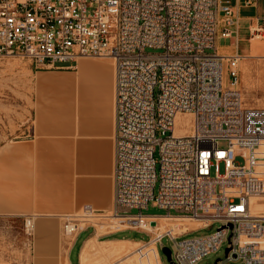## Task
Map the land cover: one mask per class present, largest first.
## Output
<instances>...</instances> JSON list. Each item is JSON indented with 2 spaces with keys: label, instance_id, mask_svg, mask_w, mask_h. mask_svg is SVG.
Listing matches in <instances>:
<instances>
[{
  "label": "built area",
  "instance_id": "obj_1",
  "mask_svg": "<svg viewBox=\"0 0 264 264\" xmlns=\"http://www.w3.org/2000/svg\"><path fill=\"white\" fill-rule=\"evenodd\" d=\"M239 19L231 0H0V55L35 68L79 56L113 60L112 206L64 214V233L104 212L146 232L136 251L147 257L154 244L161 264L163 237L172 264H198L224 242L226 260L264 264V209L252 201L264 203V106L243 101L242 54L218 49ZM249 31L262 38L263 23ZM150 200L165 212H143ZM24 220L31 232V216ZM186 220L201 224L180 230ZM215 221L212 232L189 234Z\"/></svg>",
  "mask_w": 264,
  "mask_h": 264
},
{
  "label": "crops",
  "instance_id": "obj_2",
  "mask_svg": "<svg viewBox=\"0 0 264 264\" xmlns=\"http://www.w3.org/2000/svg\"><path fill=\"white\" fill-rule=\"evenodd\" d=\"M241 1L231 0L240 18L239 28L230 37L232 48L225 53L238 51L243 59L262 50L255 44L261 38L251 36L249 26L263 23L264 29V9H259L258 0L256 5ZM243 20H247V37L240 35ZM241 41L252 43L251 49L245 50ZM113 80L114 65L107 56H79L53 67H34L31 130L21 138L0 142V214H35L36 232L44 238L38 242L40 251L53 254L57 250L50 232L53 216L75 213L85 206L96 210L112 206ZM190 224L191 228L200 225ZM86 228L92 232L85 237L73 263V243ZM125 230L135 229L118 227L105 241L144 240L116 235ZM98 234L102 232L91 223L72 235L65 264H81L83 244Z\"/></svg>",
  "mask_w": 264,
  "mask_h": 264
},
{
  "label": "rangeland",
  "instance_id": "obj_3",
  "mask_svg": "<svg viewBox=\"0 0 264 264\" xmlns=\"http://www.w3.org/2000/svg\"><path fill=\"white\" fill-rule=\"evenodd\" d=\"M258 1L259 9H264V0ZM239 30L242 37L248 36L247 20L241 22ZM231 41L232 38H220L218 40L219 51L225 53L230 50L232 48ZM251 44L248 41H241V45L246 47L245 50H250ZM255 44L262 48L260 53L246 56L239 62V87L245 104L264 106V36ZM33 71L34 66L26 57L12 54L0 55V142L21 138L31 130ZM217 143L219 146H225L226 140L219 139ZM236 159L242 161L240 156ZM219 171H223L222 163L219 165ZM154 191H156V187ZM259 203L258 207L255 209L253 207L254 211L264 209V203ZM142 211L145 213H163L165 209L159 207L154 200H150L147 207L142 208ZM74 214L80 217L83 211L79 210ZM107 214L95 213L86 216V218H77L80 228L92 223L96 231L102 232V234L96 235L94 239H88L83 244L80 251L81 264H161L154 244L147 248L148 253L145 257L136 251V247L140 242H134L133 240L113 241L112 244L106 242L105 240H110L106 238L114 235L111 233L112 230L122 227L117 219ZM26 216V214H0V264H65L66 254L72 240L71 236L75 234L63 232L62 223L65 216H53L54 222L50 232L57 246V250L53 254H48L50 251L46 249L40 251L41 247L38 246V242L42 243V241L34 225L36 215H30L32 222L34 221L30 229L31 232L25 229L24 218ZM168 221L161 220L164 224ZM185 222L187 225L181 227L180 230L191 228V222L187 220ZM218 224L216 221L212 222V224L198 228L189 234L203 235L210 233L217 228ZM151 229L154 230L155 228ZM91 232L92 228H86L75 239L71 251L73 263L77 262V253L85 237ZM116 235L148 238V234L136 230L117 232ZM97 239L99 240L98 243L95 241ZM162 242L165 245L171 244V241L166 237H163ZM225 247L226 243L224 242L215 252L199 260L198 264H215L216 259H224L222 264H243L240 260H226ZM159 253L162 264H172L161 249H159Z\"/></svg>",
  "mask_w": 264,
  "mask_h": 264
},
{
  "label": "water",
  "instance_id": "obj_4",
  "mask_svg": "<svg viewBox=\"0 0 264 264\" xmlns=\"http://www.w3.org/2000/svg\"><path fill=\"white\" fill-rule=\"evenodd\" d=\"M151 224H154V222L152 221ZM160 249L166 255L167 259L171 261V249H170V247L168 245H163L160 247ZM227 249L228 248H225V252H227ZM171 263H172V261H171Z\"/></svg>",
  "mask_w": 264,
  "mask_h": 264
},
{
  "label": "bare ground",
  "instance_id": "obj_5",
  "mask_svg": "<svg viewBox=\"0 0 264 264\" xmlns=\"http://www.w3.org/2000/svg\"><path fill=\"white\" fill-rule=\"evenodd\" d=\"M109 58H110V57H109ZM111 60H112V59H111ZM112 62H113V60H112ZM113 65H114V64H113ZM252 200H254V202H255V204H256V205H259V204H260L258 201H256V198H255V197H253V198H252ZM255 204H254V205H255ZM33 222H34V221H33ZM190 222H196V223H199V224H201L200 222H198V221H195V220H193V221H190ZM32 226H33V225H32ZM67 233H68V232H67ZM67 233H66V234H67Z\"/></svg>",
  "mask_w": 264,
  "mask_h": 264
}]
</instances>
